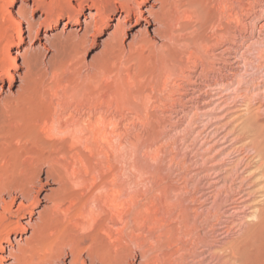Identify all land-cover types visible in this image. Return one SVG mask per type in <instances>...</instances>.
<instances>
[{"label": "bare ground", "instance_id": "6f19581e", "mask_svg": "<svg viewBox=\"0 0 264 264\" xmlns=\"http://www.w3.org/2000/svg\"><path fill=\"white\" fill-rule=\"evenodd\" d=\"M150 1H152V3L149 6H147V7L145 6V8L140 7L141 3H146V2H150ZM77 3H78L77 9H80L84 4L90 3V5L94 7V12L88 11L85 14V18L83 19V21L81 23L82 26L75 28L74 31H64L63 30L58 36H55L51 39L45 38L46 41L48 42L50 48H56V49L59 48L62 55L64 56V58H66V59H64L62 65H60L59 67L54 69L55 72H59L60 69L64 70L69 65L78 66L80 63H82L81 60L87 51V47H88L87 45L91 43L90 38L93 37L96 32H98V31L100 32L105 28V26L107 25L108 18L110 17V12H112L114 10L115 11L119 10L120 14L116 18L115 24H113V29L108 33L107 37L105 38V40L102 43V46H103L102 52L105 54L106 59L102 64H100V66L99 65L94 66L96 69L98 68L100 70L101 66H103L104 64H107V63L110 64V61L112 62L111 64L113 65V63L116 60H118L119 58H122L124 56L125 57L126 56H132L133 54H142V53H144L145 50H147V52L149 51L151 53L152 52L154 53V57L157 60V61L156 60L155 61L158 63V68L161 71L160 74L162 73V75H163V78H162L161 77L162 75L158 76L159 72H157L158 74H157L156 78L158 77L157 81L159 80V77L162 78L163 81L162 82L160 81V83H162V85H161L162 89H165V88L168 89L167 94L164 93L167 95V97H165V98H169L170 100L172 99V101H174V103L176 105V107L174 108L175 110H173L172 114H171V117L174 118L176 123H181V121L184 120L183 118H185V116L188 117V114L191 111H195V113L199 112V113L205 115L207 118L209 117V119L211 118V116H213L212 117L213 119L214 118L216 119L218 117L220 118V115L217 112H215L216 109H219V110L220 109H226V110H228V113H231V114L232 113L237 114L236 111L245 110L246 118L242 121L243 125L240 128L241 129L240 132L241 131H243V132L247 131V133L245 135L248 134V131L250 132V131L254 130V132H255L253 134L254 139L251 136H247V138L248 137L251 138L252 146H253V148H255L257 150V153L254 152L253 154H255V157H257V159H259L260 163L258 164L259 165L258 169H256L255 171L251 170L249 172H250V174H253V173L255 174V172H257V175H254V174L252 175L254 178L253 179L254 181L252 180L251 182L253 184V186H252L253 188L256 185H260V186H258L259 188H257L258 192L261 193L260 196L258 194V196L260 197L258 199H262V202L260 203L261 206H260L259 202L255 201V202H253L254 204L253 203L251 204L249 202V199H247L246 195L249 194V192L251 193L253 191L249 187L250 186L249 185V186H246L248 188L242 190L243 193L241 192L240 196L238 195L239 196L238 201L235 202L234 204H232L231 207H229L228 212L230 214H233V215H234V213H241L242 214L241 218H240V223L241 222L243 223V219L246 220L247 218H251V217L255 218L256 221L251 226V228H248L247 224H246V227L248 228V229H246L247 230V239L244 241L241 248L236 249V250L231 249L230 256L227 255L228 257L227 258L225 257L226 260H225V258H223L225 260V262L224 261L223 262L229 263V264H264V153L262 152L263 150H260L258 152L257 146L259 145L260 139H258L259 142L256 141V138L258 136L257 134L260 135V133L262 132V130L264 128V125L258 124V122L255 120V118L252 117L253 116L252 111L250 110L251 106H252L250 104L251 98L252 97L255 98L254 96L259 97L260 94H264V81H262L261 83H256V84L252 83L249 86L247 85V82L243 83L244 77L246 75H248L247 70L249 68L247 69L246 66L249 63L255 64V66L258 65L259 64L258 62H257L258 64L251 63L253 61L252 58L255 56L257 57V55L260 54V51H262V54H263V51H264V0H77ZM13 5H14V0H0V76L3 73H6L9 75L10 78H12V74L9 71V65H10L9 60L11 59V61L14 63L15 58L14 57L11 58V56L9 54V44L14 41L15 37H17V39H18L16 43H19V41L22 39V33H21V29H20L21 20L25 21L26 29H27V37L29 38V40H31L30 42H32L33 38L36 36L35 34L34 35L31 34V24L32 23H31L30 19L28 18V13L32 12L33 9L31 8L29 10V12H27L22 5V1L20 0V5L15 9V12H14L15 16H14L13 12L11 10H9V8H8L9 6H13ZM31 5L39 6L40 8L44 9V11H45V13H47V15L48 14L54 15L57 19L62 14H66V16L69 18L70 13L75 11V8H73L72 4L70 3V0H33ZM122 12H123V15L121 14ZM150 25H153L151 30H149ZM135 27H136V30H134ZM127 30L131 31V35H130V40L128 42H125L124 39H125V35H126ZM14 32L16 33V36L14 35ZM34 32L37 33V29ZM32 43H31V45H32ZM40 44L41 43L39 42L38 45H40ZM31 48H32V46H30L28 49H31ZM254 51H256V52L259 51V52L258 53L255 52L256 53V55H255ZM28 56H29L28 50H25L24 55H23V60H24L23 63L26 66L30 60ZM259 57L262 58L260 55H259ZM126 58H128V57H126ZM120 63H123V61ZM115 64H117V63H114V65ZM122 65H121L122 68L123 67L126 68L125 69L126 70L125 75H127V77H130L131 75H130V69H129V67H127L128 65L127 66H124V65L122 66ZM113 67L115 68V66H113ZM113 67L111 66L109 68L113 69ZM155 67L157 68L156 64H155ZM258 67H259L258 68L259 70L256 69V71L258 70V72H259L260 67H262V66H258ZM92 68H93V66H92ZM133 68L134 67L131 68L132 72H133ZM262 69L263 68H261V70ZM99 70H96V71L99 72ZM119 70L120 69H118L117 71H119ZM159 70L157 69V71H159ZM66 71H68V70H66ZM107 71H110V70L108 69ZM121 71L122 70H120V74H121ZM101 73H100V76H102V78H103V76L105 74L101 75ZM103 73H104V71H103ZM133 73L135 74V71ZM250 73H249V75H250ZM87 74H89V73H87ZM262 74H264L263 71H262ZM90 76L88 78H90ZM98 76H96V77H98ZM111 76H112V74H111ZM115 76H113V77H115ZM254 76H255V74H254ZM260 76H261V74H260ZM93 77H95V76H93ZM127 77H125V78L127 79ZM117 78H118V76H117ZM119 78H120V75H119ZM92 79H95V78H92ZM99 79H100V77H99ZM99 79H98V81H99ZM106 79H107V77H105V80ZM109 79L106 80V82H105V80H103L105 82V84L107 83V81H109ZM131 79H132V76H131ZM252 79H253V77L251 76L250 77L251 82H252ZM115 80H113V81H115ZM93 81H95V80H93ZM101 81H102V79H100L99 82H101ZM113 81H111V82H113ZM120 81H119V83H121ZM128 82L129 81H127V83ZM134 83H135V81H134ZM158 83L159 82H157V84ZM242 83H243V85H242ZM131 84H132V81H131ZM117 85H118V83H117ZM152 85H154V83ZM60 86H61L60 83L56 84L57 89L60 88ZM93 86H95V85H93ZM121 86H122V84H121ZM129 86H130V84H129ZM64 87H66V84L64 85ZM113 87H115V86H113ZM128 87H127V89H128ZM56 88H55V90H57ZM152 88L154 89V87H152ZM233 88H235L234 89L235 90L234 96L238 95L241 99L243 98V103L242 104L240 103L241 105L240 104L234 105L233 107L228 106V108H226L228 105L227 101L232 96V93L230 91ZM123 89H124V86H123ZM59 90H61V89H59ZM78 90H77V92H78ZM157 90L158 89H155L154 91L157 92ZM159 91H160V88H159ZM30 92H31V88H30V84H29V78L27 77L26 72L24 73L23 77L19 81V84L17 85V90L15 92V95H13V96H10V95L2 96L1 95L2 87H0V239L6 238V240H8V238H9L8 232H10L9 230H11V229L15 230V229H18L21 227L20 226L21 224L18 220L15 222H12L9 219L10 215L12 217V214H15V216H18V214L24 213V212H28L30 215L32 213H34L31 209V205L38 199V194H37L38 191H36L35 188H38L40 190L43 187L42 174H44L46 180H53L57 184V188H56V190H51V193L49 192L50 194L46 195V198L51 203V206L50 207L46 206V207H44V209L41 212L37 213L38 216H37L34 224H32V226H30L31 232H30L28 238H26L24 240V245L18 246L17 254L14 255V259L16 260L15 264H64L61 261L63 260V258L66 254H68L70 256L67 264H97V263L98 264H135V262L133 260L135 256H139L138 264H183L182 263L183 257L181 258L180 255L178 254V251H177L178 249L172 251L173 249L170 248L178 240H181V239H178V237H176V234L173 233V230H172L173 228L168 226L167 230L165 229L164 231L158 233V235L155 233V236L157 235V237L154 236L156 239L154 241H152L151 240L152 236H151V238H150L151 241L148 240L150 243L149 242L147 243V241L145 239H143L142 237L141 238L143 240L139 238L141 236L139 233H141V232L143 233V231L136 233L137 232V230H135L136 227L139 228L142 225L144 226L146 224L150 230L155 231L154 228L156 226L160 225L162 228V225H166L167 222L165 219H167V218L160 215V211H159L160 208L158 207L159 204L155 206L156 203L154 204V202H156V201L153 202V200H155V199H153L152 201H148L150 203L147 204V206H145V208L141 214L136 212V213L140 214L139 217L133 218L132 220L130 219L129 213L133 207L132 204L135 201L136 195H134L133 192L129 191L130 190L129 187H128L129 190L127 189V186L124 185L125 183H122V181L118 182L120 180L117 181V179L119 178V176L122 174L123 171L120 167L115 166V164H112V162L110 163L109 161H111V159L110 160L107 159L105 162L102 161L103 163L107 164L106 166H107V170H108V178H107L106 182L101 183V185L99 187L100 192L98 195L99 199L101 200L102 203L105 204L106 208H104V207H103L104 209L103 208L102 209L96 208V210H94V212L93 211L89 212L88 210L87 211L83 210L84 208L82 207V209H79V210L73 212L72 216L70 217V218H72V222L71 221L70 222L73 223V227H74L73 229L66 227V228L62 229L61 232H59V234L57 233V230H51V220L53 218L52 216H53L54 212L60 211L61 202L63 201L64 198H66V196H69L68 194L70 193L72 186H79V189H81L80 187L83 186L82 185L83 179H82L81 170H84L85 168H87V159L85 158L84 153H87V152L88 153H95V152L100 153V151H102L103 147H105L104 151H106V153H114V152L116 153V151L120 150L121 144H115V143L117 142L116 139L122 135L121 131H120V124L123 120L121 121V119L123 118V119L127 120L126 118H128V117L124 118L123 112H125V111H123V110L124 109L130 110V108L128 107L129 105H127V107L122 105V104L118 105L117 104L118 102L116 103V101H118L120 94H117L115 92H111V90H110L109 92L107 91V92L99 93V95H94L91 100L86 99L87 102H88V100L90 101V102H88L89 104L86 106V108L80 102L81 105L85 109L84 108L82 109L79 107L80 109H82V110H80L79 108L76 107L77 109L76 110L74 109L75 110L74 112H68V113L66 112L67 115L66 116L64 115V117L61 115L63 118H65V121L62 119V121H64L62 123V122H60L61 117H59L58 114L56 115L55 112H53L54 109L51 110L52 109L51 106L47 105L46 109H44L43 111H41L42 110L41 109L40 111L37 112V110L35 109V105L32 103V100H31L32 97H31ZM99 92H101V91H99ZM122 92H123V90H122ZM144 92H143L144 93L143 96L138 95V97L140 96V99L142 97V99L148 100V98L150 96H148L149 95L148 93H147L148 95H145L146 91H144ZM86 93H88V89H87ZM162 93H163V91H162ZM151 94L152 93H150V95ZM57 95H59V94H57ZM135 95L136 94H134V96ZM155 95H157V93H155ZM122 96L125 97V95H123V93H122ZM159 96H157V97H159ZM50 97H52V96H50ZM84 97H86V96H84ZM123 97L121 98V96H120L121 99H123ZM260 97H261V95H260ZM121 99H120V101H121ZM124 100L127 101L128 99L125 98V99H123V101ZM163 100H164V98H163ZM163 100H161V101H163ZM170 100H168V102ZM236 100H237V97H236ZM261 100H263V99H261ZM140 102H141V100H140ZM148 102L150 104L149 100H148ZM77 103H78V101H77ZM80 103H78V104H80ZM127 103H129V102H127ZM75 104H76V102H75ZM170 104H171V102H170ZM69 105H70V103H69ZM84 105H85V103H84ZM260 105L258 106L259 108H260ZM134 110L136 111V109H134ZM261 110H262V108H261ZM143 111H141V113ZM145 111H146V109H145ZM139 112H140V110H139ZM119 113H123V115H121L122 118L118 117V116H120ZM168 114H170V112ZM129 115H131V114L129 113ZM135 115L136 114H134V116ZM160 115H161V113H160ZM161 116H163V115H161ZM235 116H234V118H235ZM131 117H132V115H131ZM189 119L190 118H188V120ZM239 119H241V118H238V120ZM129 120H130V118H129ZM140 120H142V119H139V121ZM167 120H169V119H167ZM143 121H145V120H143ZM148 122H150V121H148ZM240 122H241V120H240ZM171 123H173V122L171 121ZM238 123H239V121H238ZM122 124H123V122H122ZM122 124H121V126H122ZM204 124H206V123H204ZM261 124H262V122H261ZM218 125L215 124V127ZM240 126H241V124H240ZM240 126H238V127H240ZM221 127H223V126H221ZM229 128H230V126H229ZM145 130H147V129H145ZM233 130H235V129H233ZM237 130H239V128ZM230 132H232V131H230ZM227 134H228V132H227ZM206 135H207V133H206ZM235 135H237V134H235ZM122 136H124V135H122ZM223 136H225V135H223ZM244 137H243V139H244ZM211 138H209V139H211ZM243 139H242V141H243ZM220 140H221V138H220ZM190 144H191V142H190ZM253 148H252V150H253ZM230 150H232V149H230ZM217 152H218V150H217ZM115 153H114V155H115ZM107 157H109V156H107ZM186 158H187V156H186ZM238 158H240V157H238ZM203 160H205V158ZM178 163H179V161H178ZM244 169H246V168H244ZM207 171H208V169H207ZM217 171H219V170H217ZM221 171L223 172L224 170H221ZM240 171H239V173H240ZM234 172H236V171H234ZM243 172H241V173H243ZM185 173H188V172H185ZM204 173H205L204 176L206 178H208V177L210 178V174L206 173V170ZM227 173H231V171L227 172ZM200 174H202V173H200ZM183 175L185 176V174H183ZM247 175H248V173H247ZM117 176H118V178H117ZM184 176H182V177L184 178ZM186 176H188V175H186ZM227 176H229V174ZM195 177H198V174ZM211 177H213V176H211ZM243 177L244 176H242V179H243ZM217 179H218V177L211 178V179L206 180V181H208L209 186H215L221 180V179H218V180ZM225 180L230 181L233 179L228 178ZM186 181H183V182H186ZM216 181H218V182H216ZM255 182L257 184H254ZM127 183H129V182H127ZM222 183H224V182H222ZM242 183H243V181H242ZM130 184H131V182H130ZM165 184H168V183H165ZM189 184H190V182H189ZM170 185H172V184H170ZM197 185H194V186H197ZM206 185L207 184H205V187H207ZM246 185H248V184H246ZM165 186H164L165 189H164V187H163V189L166 191L167 185H165ZM172 186H175V185L173 184ZM180 186H182V185H180ZM184 186H186V185H184ZM201 187H202V185H201ZM256 187L254 189L257 192ZM175 188H177V187H175ZM213 188L214 187H212V190H215ZM235 188H237V187H235ZM164 190L162 192H164L165 196H162L159 194L158 195L159 197H161V196H162V198L166 197V192L168 195V191L165 192ZM177 190L178 189H175V191H177ZM204 190H206V189H204ZM219 190H220V187H219ZM226 190H225V192H226ZM179 191H181V190H179ZM160 192H161V190H160ZM162 192H161V194H162ZM221 192H222V190H221ZM169 193H170V191H169ZM182 193H183V191H182ZM189 193H190V191H189ZM218 193H219V191H218ZM257 193L254 192L253 194H257ZM170 195H171V193H170ZM173 195H175V194H173ZM173 195H171V197ZM183 195H184V193H183ZM211 195H212L211 190L210 191L208 190L207 192L206 191L203 192L200 190L198 199H196L195 197L193 199V204L194 203L196 204L193 206L194 210L195 209L197 210V208H199V207H201V208L207 207L205 204H203L200 201V199L207 200V198L211 197ZM232 195H235V194H232ZM175 196H178V195H175ZM180 196H182V195L180 194ZM220 196L222 198V195H220ZM16 197L19 198V201L16 204V208L13 210L12 205L14 204V200ZM218 197H219V195H218ZM227 197H229V196L227 195ZM252 197H250V198H252ZM176 198H178V197H175V199ZM179 198H181V197H179ZM214 198H217V197L214 196ZM230 198H232V197H230ZM233 199H234V197H233ZM100 200H98V202H100ZM169 200L171 201L172 199H169ZM183 200L184 199H182V201ZM185 200L188 201L187 198ZM210 201H211V199H210ZM231 201H233V200L231 199ZM251 201H252V199H251ZM69 203H70V201H69ZM93 203H95V202H93ZM167 203H168V200H167ZM188 203L190 204L189 201H188ZM188 203H187V205H188ZM168 204H166V205H168ZM87 205H88V203H87ZM211 205H213V204L211 203ZM228 206H230V205H228ZM247 207H249L251 209V211L249 210L250 213L244 212V209H246ZM181 208L179 205V210ZM190 208L191 207H186V206L184 208V206H183L182 209L187 214V211L188 212L192 211V209H191V211H189ZM134 210L139 211V209H134ZM207 210L208 209L206 208V211ZM223 211L224 210H222L221 212H223ZM132 212L133 211H131V213ZM173 212L171 211V213H173ZM176 212H178V211H176ZM209 212H210V210H209ZM202 213H203V211H202ZM138 214H136V215H138ZM163 214H165V213H163ZM186 214H185V216L183 214L184 218L185 219L190 218L189 217L190 215H186ZM191 214L194 215V213H191ZM198 215H197V217H198ZM61 216H62V214H61ZM202 216H204V215H202ZM175 218H176V216H175ZM177 218L180 221L181 217H177ZM204 218H206V217L204 216ZM216 218H218V217H216ZM173 219L174 218H172V220ZM207 219L210 220V218H207ZM225 219H222V220H225ZM177 220H175V221H177ZM198 220H197V222H198ZM212 220H213V218H212ZM203 221L204 220L202 219L201 225H202ZM216 221H217V219H216ZM132 222L137 223V224H135L136 227H135L134 223H132ZM189 222H190V219H189ZM208 222H211V221H208ZM182 223L186 224V222H184V221ZM233 223H235V222H233ZM236 223H238V222H236ZM85 224H88V225L90 224L91 228L89 230H88V228L84 229ZM138 224L141 226H138ZM176 224H177V222H176ZM176 224H175V226H176ZM180 224H181V221H180ZM229 224H230V222H229ZM177 225H179V223ZM189 225H187V226H189ZM195 225H193V227ZM211 225H213V224H211ZM218 225H217V227H218ZM240 225L242 226V224H240ZM187 226H185V227H187ZM208 226H205V227H208ZM221 226L223 227V225H221ZM225 226H227V225H225ZM231 227L233 228L234 226L232 225ZM235 227H238V225ZM144 228H145V226H144ZM164 228H162V229H164ZM175 228L177 229V226ZM197 228H198V226H197ZM197 228H196V230H197ZM203 228H204V226H203ZM213 228L215 229V226ZM223 228H225V227H223ZM226 228H228V227H226ZM140 229H142V228H140ZM140 229L138 231H140ZM180 229H182V228H180ZM180 229L178 228L177 230L179 231ZM204 229L207 230V228H204ZM214 229H212V230H214ZM150 230H149V232H150ZM156 231H157V229H156ZM188 231H190V230H188ZM228 231H226V233ZM230 231H229V233H230ZM152 232H150V233H152ZM175 232H177V231H175ZM181 232L182 231H180V233ZM198 232H201V231H198ZM209 232H206V233H209ZM239 232H238V234H239ZM146 233H148V232L146 231ZM202 233H204V231H202ZM206 233L203 236H205ZM215 233H216V231H215ZM218 234H219V232H218ZM148 235H149V233H148ZM199 235H200V233H199ZM184 236L187 237L186 235H184ZM104 237L108 239L109 243L104 242L106 240V239H104ZM149 237L150 236H148V238ZM209 237H207L206 239H208ZM191 240H190V242H191ZM209 240H211V239H209ZM188 242H185V243L189 244ZM196 242L198 243L197 240H196ZM196 242H193V243H196ZM221 242L223 243V241H221ZM178 243H177L176 247L179 245ZM181 243H182V241H181ZM200 244H202V243L199 242V244L195 245V246H199ZM213 245H215V243ZM206 246L209 249V250L206 249V251L209 252L211 250L210 248L212 245L210 246L207 243ZM221 246H223V244ZM187 247H191V245L187 246ZM168 248H170L171 251L168 250ZM195 248L198 249V247H195ZM181 250H184V248ZM184 251H187V249ZM26 252L28 253V255H26ZM215 252L218 253L217 251H215ZM219 252H222V251L219 250ZM192 253H194L193 256H195V252L193 251ZM192 253L190 252V254H192ZM196 255H198V254H196ZM200 255H202V254H200ZM188 256L189 255H187V257ZM204 256H207V255L204 254ZM195 257H199V256H195ZM210 257L211 256H209V254H208L207 259L205 257L198 258L200 260L197 261V264H202L203 262L206 263V260H207L206 264H208V261L210 262ZM222 257H223V255H222ZM213 258H215V257H213ZM223 259H220V260H223ZM217 261H218V259H217ZM184 263H187V262L185 261ZM217 263H219V262H217Z\"/></svg>", "mask_w": 264, "mask_h": 264}, {"label": "rangeland", "instance_id": "374dc122", "mask_svg": "<svg viewBox=\"0 0 264 264\" xmlns=\"http://www.w3.org/2000/svg\"><path fill=\"white\" fill-rule=\"evenodd\" d=\"M21 1H22L23 7L25 8V10L27 12H29V10L31 8L33 9L32 12L28 13V18L30 19V21L32 23L31 24V34L32 35L35 34L36 36L32 40L33 43L30 42L31 40H29V38L27 37V29H26L25 21L21 20L20 29H21V33H22V39L19 41V43H16L18 39H17V37H15L14 41L9 44V54H10L11 58L12 57L15 58L14 63L11 61V59L9 60L10 61L9 71L12 74V78H10L9 75L6 73H3L0 76V78H1L0 79V87H2V93H1L2 96H5V95L6 96H8V95L13 96V95H15V92L17 90V85L19 84V81L21 80L24 73L26 72V75L29 78V84H30V88H31V92H30L31 97H32L31 100H32V103L35 105V109L37 110V112L40 111L41 109H42L41 111L46 109L47 105L51 106L52 107L51 110L54 109L53 112H55L56 115L58 114V116L61 117L60 122H62V123L65 121V118H63L64 115L66 116L68 112H74L79 107L82 109L84 107L86 108V106L89 104L88 102H90L89 100L87 102L86 99L91 100L94 95H99V93H102V92H107V91L109 92L110 90H111V92H115L117 94H120L121 98L123 97L122 96V93H123V95H125V97H123V99L126 98L128 100L127 101L124 100L125 101L124 102L123 99H121L119 96V99H118V101H116V103L118 102L117 103L118 105L122 104L126 107H127V105H129L128 107L130 108V110L129 109L123 110V111H125V112H123L124 118L128 117V118H126L127 120L122 118L121 115H123V113H119L120 116H118V117L122 118L121 121L123 120L122 121L123 124L121 122L122 126L120 124V131H121V134L124 135V136L121 135L119 138H117L116 139L117 142L115 141L116 142L115 144H121L120 150L116 151V153L114 152L115 155H114V153H106V151H104L105 147L102 148V151H100V153L99 152L84 153L85 158L87 159V168H85V169L83 168L84 170H81L82 179H83L82 185L84 187L81 186L80 187L81 189H79V186H72L71 191L68 194L69 196H66V198H64L63 201L61 202L60 211L54 212V214L52 216L53 218L51 220V230H57V233L59 234V232H61V230L66 228V227L73 229L74 228L73 223H71L72 218H70V217L72 216L73 212H75L79 209H82V207L84 208L83 210H86V211L88 210L89 212H91V211L94 212V210H96V208L97 209L98 208L102 209L103 207L106 208L105 204L101 202L98 195L100 192L99 187H100L101 183L106 182L107 178H108V170H107V166H106L107 164L103 163V162H105L107 159L108 160L111 159V161H109V162L110 163L112 162V164H115V166L120 167L123 171L122 172L123 175L122 174L120 176L118 175L120 179L117 176V178H118L117 181L120 180L118 182L122 181V183H125L124 185L127 186V189L129 187L130 190L129 189L128 190L130 192H133L134 195H136L135 201L132 204L133 207L131 209V211H133V212L131 213V211H130V213H129L130 219L132 220L133 218L139 217V215L143 212L145 206H147V204L150 203L148 201H152L153 199H155V200H153V202L156 201V202H154V204L156 203L155 206L159 204L158 207L160 208L159 209L160 215L167 218V219H165L167 222L166 225H162V228H164L165 226L166 227L164 229H162L161 226L158 225L154 228L155 231L150 230L146 224L144 225L145 228L143 225L141 226L138 224V226H141L138 228L135 225L137 223L132 222V223H134V225L136 227V229H135V230H137L136 233L143 231V233L141 232L142 234L139 233L141 235L139 237L140 239H142V238L145 239L147 241V243L151 240L154 241L156 239L155 237H157L158 233L164 231L165 229L167 230V228L169 226V227L173 228L172 230H173V233L176 234V237H178V239H181V240H178L175 244H173V246L170 248L173 249L172 251L178 249L177 250L178 254L180 255L181 258L183 257L182 258L183 264H187V263L188 264H192V263L197 264V261L200 260L198 258L205 257L207 259L208 254H209V256L212 257V258L210 257V262L208 261V264L209 263L210 264H216L217 262H219L220 264H229V263H224V262H225L226 258L228 256H230L231 249L236 250V249L241 248L242 244L247 239V230L246 229L251 228V226L256 221L255 218L251 217V218H247L246 219L247 221L245 219H243L244 224L242 222L240 223V218H241L242 214L241 213H234V215L230 214L228 212L229 207H231L232 204H234L235 202L238 201L242 190L248 188L246 186H249V185H250L249 187L253 190L251 192L252 194L249 192V194L246 195L247 199H249V202L251 204L255 201L259 202V204L262 202V199H258V198H260L259 196L261 193L258 192L257 188H259L258 186H260V185H256L257 187L254 186V188L256 187V189H257V192H258L257 193L256 190L252 187L253 184L251 182L254 179L252 176L254 173L250 174V172H249L251 170L255 171L256 169H258L259 168L258 164L260 163L259 159H257V157H255V154H253L254 152L257 153V150L255 148H253L251 138L250 137L247 138V136H251L253 138V134L255 132H254V130H252L250 132L248 131V134L250 133L249 135L248 134L245 135L247 133V131L246 132L245 131L240 132V130H241L240 128L243 125L242 121L246 118L245 110L236 111L237 114L236 113L231 114V113H228V110H226V109H220V110L216 109L215 112H217L220 115V118L218 117L216 119L215 118L213 119L212 118L213 116H211V118L209 119V117L207 118L205 115H203L199 112L195 113V111H191V112H189L188 117L185 116V118H183L184 120L182 119L183 121H181V123H176L174 118L171 117L172 111L175 110L174 108L176 107V105H175L174 101H172V99L170 100L169 98H165V97H167L166 94L168 92V89L167 88L162 89V86H161L162 83H160V81L161 82L163 81V79H162L163 75H162V73L160 74L161 71L158 68V63L156 62L157 60L154 57V53L153 52L151 53L149 51L147 52V50H145L144 53H142V54H133L132 56H126L128 58H126L125 56L122 58H119L115 62L113 61L114 63H117L115 65H114V63L112 65L111 64L112 62L110 61V64L107 63V64H104L103 66H101L100 70L98 68L96 69L94 66H97V65L100 66V64H102L106 59L105 54L102 52V47H103L102 43L105 40V38L107 37L108 33L113 29V24H115L116 18L120 14L119 10H116V11L114 10V11L110 12V17L108 18L107 25L105 26V28L100 32L99 31L96 32L95 35L93 36L94 38L93 37L90 38L91 43L87 45L88 46L87 51L81 60L82 63L84 62L83 64L80 63L78 66L69 65L68 67H66V69H64L65 71L63 69H60L59 72H55L54 69L59 67L60 65H62L64 59H66V58H64V56L62 55L59 48H57V49L56 48H50L46 39H51L55 36H58L63 30L64 31H74L75 28L82 26L81 23H82L83 19L85 18V14L88 11L94 12V7L91 6L90 3H88V4H84L80 9H77V4H78L77 0H70V3L72 4L73 8H75V11L70 13L69 18L66 16V14H62L57 19L54 15H51V14L47 15V13H45L44 9L40 8L39 6L31 5L33 0H21ZM151 3H152V1L146 2V3H141L140 7L145 8V6L147 7ZM19 5H20V0H14V5L8 7L9 10H11L13 12L14 16H15V13H14L15 9ZM121 14L123 15V12ZM152 27H153V25H150L149 30H151ZM36 29H37V33L34 32V31H36ZM134 30H136V27L134 28ZM14 35L16 36L15 32H14ZM130 35H131V31L127 30L126 35H125V39H124L125 42H128L130 40ZM39 42L41 43L40 45H38ZM31 43H32V45H31ZM30 46H32V48L28 49ZM25 50H28V55H29L28 57L30 59L27 66L24 65V63H23L24 62L23 55H24ZM255 52L256 51H254V53ZM258 52L259 51H257L256 53H258ZM256 53H255V55H256ZM259 55L262 58H260ZM259 55H257V57L256 56L253 57L252 58L253 61L251 62V63H256V64L259 63L258 65L255 66V64L249 63L246 66L247 69L249 68L247 70L248 75H246V76L247 77L249 76V77L247 78L245 76L246 78L244 77L243 83L247 82L248 86L251 85L252 83L256 84V83H261L262 81H264L263 80L264 74H262V71L264 73V66H263L264 65V57H263L264 51H263V54H262V51H260ZM122 61L124 64L120 63ZM122 64L124 66L128 65L127 67H129V69H130V75L132 76V79H131V76L127 77V75H125V72H126L125 69L126 68L125 67L122 68L121 67ZM155 64H156L157 68L155 67ZM92 66L94 69L92 68ZM108 66L109 67L115 66V68L113 67V69H111ZM258 66H262V67H260L259 72H258V70H259ZM132 67H134L133 72L135 71V74L132 72V69H131ZM107 68L110 71H107L108 70ZM261 68H263V69L261 70ZM95 69L99 70V72H97ZM118 69L122 70L121 74H120V70L117 71ZM157 69L159 71H157ZM256 69H258V70L256 71ZM66 70H68V71H66ZM103 71H104V73H103ZM157 72H159L158 76L162 75L161 76L162 78L159 77L158 81H157L158 77L156 78V76L158 74ZM87 73H89L91 76ZM100 73H101V75L105 74L104 76L107 77L106 80H108L111 77L109 79V81H107L106 84H105V82H106L105 77L103 76V78H102V76H100ZM249 73H250V75L252 74L251 75L253 77L252 82L250 80L251 76L249 75ZM111 74H112V76H111ZM254 74H255V76H254ZM260 74H261V76H260ZM119 75H120V78H119ZM89 76H90V78H88ZM93 76H95V77H93ZM96 76H98V77H96ZM113 76H115L116 78ZM117 76H118V78H117ZM99 77H100V79H102L101 82H99L100 81ZM125 77H127V79ZM92 78H95V79H92ZM98 79H99V81H98ZM93 80H95V81L97 80V81L95 82ZM103 80H105V82ZM113 80H115V81H113ZM111 81H113V82H111ZM119 81L121 83H119ZM127 81H129V82L127 83ZM131 81H132V84H131ZM134 81H135V83H134ZM56 82L60 83V85H61L60 88H58V89L56 88V84H57ZM152 82L154 83V85H152L153 84ZM157 82H159V83L157 84ZM117 83H118V85H117ZM243 83H242V85H243ZM65 84H66V87H64ZM121 84H122V86H121ZM129 84H130V86H129ZM93 85H95V86H93ZM113 86H115V87H113ZM123 86H124V89H123ZM127 87H128V89H127ZM152 87H154V89ZM55 88L57 90H55ZM159 88H160V91H159ZM59 89H61V90H59ZM87 89H88V93H86ZM155 89H158L157 92L154 91ZM234 89L235 88L231 89V91H230L232 93L233 97L231 96V98H230L231 100L228 99V101H227L228 105L226 108H228V106L233 107L234 105H239L240 103L241 104L243 103V98L241 99L238 95L234 96V94H235ZM77 90H78V92H77ZM122 90H123V92H122ZM99 91H101V92H99ZM144 91H146L145 95L149 94L148 96H150L148 98V100L150 101V104H149L148 100L142 99V97L140 99V96L144 95V93H145ZM162 91H163V93H162ZM154 92L157 93V95H155ZM150 93H152L153 95L152 94L150 95ZM164 93H166V94H164ZM57 94H59V95H57ZM134 94H136V95L134 96ZM138 95H140V96L138 97ZM260 95L262 98L260 97ZM260 95H259V97L254 96L255 98H253V97L251 98L250 104L252 106H251L250 110L252 111V115H253L252 117L255 118V120L258 122V124L264 125L263 124L264 123V115H263L264 114V97H263L264 94H260ZM50 96H52V97H50ZM84 96H86V97H84ZM157 96H159V97H157ZM236 97H237L238 101L236 100ZM159 98L161 100H163V98H164V100L166 102L164 100L161 101ZM120 99L122 102L120 101ZM261 99H263V100H261ZM140 100H141V102H140ZM168 100H170V101L168 102ZM77 101H78V103L81 102L84 107L81 105V103L78 104ZM75 102H76V104H75ZM127 102H129V103H127ZM170 102L172 105L170 104ZM69 103H70V105H69ZM84 103H85V105H84ZM259 103L260 104L262 103V104L260 105ZM259 105H260V108L258 107ZM261 108H262V110H261ZM82 109H80V110H82ZM134 109H136V111ZM145 109H146V111H145ZM139 110H140V112H139ZM141 111H143L145 114L143 112H142L143 113L142 114ZM169 112H170V114H168ZM129 113L132 115V117H131V115H129ZM160 113L163 116H161ZM134 114H136V115L134 116ZM234 116H235V118H234ZM129 118H130V120H129ZM188 118H190V119L188 120ZM238 118H241V119L238 120ZM62 119L64 121H62ZM139 119H142V120L139 121ZM167 119H169V120H167ZM143 120H145V121H143ZM240 120H241V122H240ZM148 121H150V122H148ZM171 121L173 123H171ZM238 121H239V123H238ZM261 122H262V124H261ZM204 123H206L207 125ZM215 124H217V125L219 124V125L215 127ZM240 124H241V126H240ZM221 126H223V127H221ZM229 126H230V128H229ZM238 126H240V127H238ZM238 128H239V130H237ZM145 129H147V130H145ZM233 129H235L236 131ZM230 131H232V132H230ZM227 132H228V134H227ZM206 133H207V135H206ZM235 134H237L238 136ZM223 135H225V136H223ZM257 135L258 136L256 138V141H258V139H260V142L258 141L259 145L257 146L258 152L260 150H263L262 152L264 153V128H263L262 132L260 133V135L259 134H257ZM243 137H244V139H243ZM209 138H211V139H209ZM220 138H221V140H220ZM242 139H243V141H242ZM190 142H191V144H190ZM252 148H253V150H252ZM230 149H232V150H230ZM217 150H218V152H217ZM107 156H109V157H107ZM186 156H187V158H186ZM238 157H240V158H238ZM204 158L206 161L203 160ZM178 161H179V163H178ZM244 168H246V169H244ZM207 169H208V171H207ZM197 170L198 171L200 170V171L198 172ZM205 170H206V173L210 174V178L209 177L206 178L204 176ZM217 170H219V171H217ZM221 170H224V171L222 172ZM230 171H231V173H227ZM234 171H236V172H234ZM239 171H240V173H239ZM185 172H188V173H185ZM241 172H243V173H241ZM200 173H202V174H200ZM247 173H248V175H247ZM183 174H185V176ZM197 174H198V177H195V176H197ZM228 174H229V176H227ZM186 175H188V176H186ZM254 175H257V172H255ZM182 176H184L185 179ZM211 176H213V177H211ZM242 176H244L245 178L243 177V179H242ZM216 177H218V179H221V180L219 182L216 181V182H218L217 185L209 186L208 181H206V180H209L211 178H216ZM228 178L229 179L231 178L233 180H230V181L225 180ZM183 181H186V182H183ZM242 181H243V183H242ZM127 182H129V183H127ZM130 182H131V184H130ZM189 182H190V184H189ZM222 182H224V183H222ZM42 183H43L42 189L39 190L38 188H35L36 191H38V193H37L38 199L31 205V209L34 213H32L30 215L28 212H24V213L18 214V216H15V214H12V217H11V215L9 216L10 217L9 219L12 222H15L18 220L21 224L20 225L21 227L18 229H15V230L14 229L9 230L10 232H8V237H9L8 240H6V238L0 239V264H15L16 263V260L14 259V255L17 254L18 246L24 245V240L26 238H28V236L31 232L30 226H32V224H34V222L38 216L37 213L41 212L44 209V207H46V206L50 207L51 206V203L49 202V200H47L46 195L50 194L51 190H56L57 184L53 180H46L44 174H42ZM165 183H168V184H165ZM170 184H172V185L174 184L175 186H172ZM205 184H207L206 185L207 187H205ZM246 184H248V185H246ZM254 184H257V183L255 182ZM165 185H167L166 191H168V195H167V192L164 190L166 187ZM180 185H182V186H180ZM184 185H186V186H184ZM194 185H197V186H194ZM201 185H202V187H201ZM242 186L243 187L245 186V187L243 188ZM163 187H164V189H163ZM175 187H177V188H175ZM212 187H214L213 189H215V190H212ZM219 187H220V190H219ZM235 187H237V188L239 187V188L237 189ZM174 188L178 189V190L175 191ZM159 189L161 190V192L163 190L166 192V197H163L164 199L162 198V196H165L164 192H162V194H161ZM204 189H206V190H204ZM179 190H181V191H179ZM200 190L203 192H205V191L207 192L208 190L209 191L211 190V194H212L211 197L212 198L209 197V198H207V200L200 199V201L203 204H205L207 207H202V208L199 207V208H197V210L195 209L196 210L195 211L193 206L196 204L195 203L193 204V199H194V197L196 199H198ZM221 190H222V192H221ZM225 190H226V192H225ZM169 191H170L171 195L175 194L178 196L173 195L172 196L173 198H172ZM182 191H183L184 195H183ZM189 191H190V193H189ZM218 191H219V193H218ZM178 192L182 196H180V194ZM254 192L257 194H253ZM159 194L162 196L159 197L158 196ZM217 194L219 195V197ZM232 194H235V195H232ZM258 194H259V196H258ZM220 195H222V198ZM227 195L229 197H227ZM251 195L252 196L254 195V196L252 197ZM174 196L178 197V198L175 199ZM214 196H216L217 198H214ZM179 197H181V198H179ZM230 197H232V198H230ZM233 197H234V199H233ZM250 197H252V198H250ZM186 198L190 202V204L188 203V201L185 200ZM169 199H172V200L170 201ZM182 199H184L185 201L184 200L182 201ZM210 199H211V201H210ZM231 199L233 201H231ZM251 199H252V201H251ZM98 200H100V202H98ZM167 200H168L169 204L167 203ZM18 201H19V198L16 197L14 200V204L12 205L13 210L16 208V204ZM69 201H70V203H69ZM93 202H95V203H93ZM186 202L188 203V205ZM87 203H88V205H87ZM211 203L213 205H211ZM166 204H168V205H166ZM178 204L180 205V208L181 207L183 208V206H184V208H185V206L191 207L189 209V211H191V209H192V211L191 212L187 211V214H186L182 208L179 210ZM221 205L222 206L224 205V206L222 207ZM228 205H230V206H228ZM260 206H261V204H260ZM206 208L208 209L207 211H206ZM134 209H139V211L134 210ZM209 210H210V212H209ZM222 210H224V211L221 212ZM249 210L251 211V209L249 207H247L246 209H244V212L250 213ZM171 211L172 212L174 211V212L171 213ZM176 211H178V212H176ZM202 211H203V213H202ZM136 212H138L140 214H138ZM162 212L165 214H163ZM135 213L138 215H136ZM191 213H194V215ZM61 214H62V216H61ZM183 214H184V216H185V214L190 215L189 216L190 218L185 219ZM197 215H198V217H197ZM202 215H204L206 218H204V216H202ZM175 216H176V218H175ZM171 217L174 219L172 220ZM177 217H181V219H180L181 224H180V221ZM216 217H218V218H216ZM207 218H210V220ZM212 218H213V220H212ZM189 219H190V222H189ZM202 219L204 220L202 222V225L204 226V228H207V230L204 229L203 226L201 225ZM216 219H217V221H216ZM222 219H225V220H222ZM175 220H177V221H175ZM182 220L184 222H186V224L182 223L183 222ZM197 220H198V222H197ZM208 221H211V222H208ZM176 222H177V224L179 223V225H177ZM229 222L231 225L229 224ZM233 222H235V223H233ZM236 222H238V223H236ZM188 223L189 224L191 223L192 225L191 224L189 225ZM210 223L213 225H211ZM239 223L242 224V226ZM175 224L177 226V229L178 228L179 229L182 228V229H180L178 231L175 228L176 227ZM246 224H247L248 228L246 227ZM187 225H189V226H187ZM193 225H195V226L193 227ZM217 225H218V227H217ZM221 225H223V227H225V228H223ZM225 225H227V226H225ZM232 225L234 226L233 228L231 227ZM237 225H238V227H235ZM185 226H187V227H185ZM197 226H198V228H197ZM205 226H208V227H205ZM212 226L213 227L215 226V229ZM84 227H85L84 229L88 228V230H89L91 228V225L85 224ZM226 227H228V228H226ZM243 227L244 228L246 227V228L244 229ZM140 228H142L143 230ZM196 228H197V230H196ZM139 229H140V231H138ZM156 229H157V231H156ZM212 229H214V230H212ZM149 230H150V232L153 231L154 233L153 232L150 233ZM188 230H190V231H188ZM228 230L229 231L231 230L232 232L230 231V233H229ZM146 231L149 233V235H148V233H146ZM175 231H177V232H175ZM180 231H182V232L180 233ZM198 231H201V232H198ZM202 231H204V233H202ZM205 231L206 232L210 231V232L206 233ZM215 231H216V233H215ZM226 231H228V232L226 233ZM218 232H219V234H218ZM238 232H239V234H238ZM155 233L157 234L156 236H155ZM199 233H200V235H199ZM205 233H206V235L203 236ZM184 235H186L187 237H185ZM148 236H150V237L148 238ZM151 236H152V238H151ZM207 237H209V238L206 239ZM150 238H151V240H150ZM104 239H106L104 241L105 243H109L107 238L104 237ZM209 239H211L212 241ZM190 240H191V242H190ZM196 240L198 241V243L196 242ZM181 241H182V243H181ZM221 241H223V243ZM185 242H188L189 244H186ZM193 242H196L197 244L193 243ZM199 242L202 244H200L199 246H195V245H198ZM177 243L179 245L180 244L181 245L180 246L178 245L176 247ZM207 243L210 246L212 245L210 248L211 250L209 252L206 251V249L209 250L208 247L206 246ZM214 243H215V245H213ZM222 244H223V246H221ZM190 245H191V247H187ZM182 247L184 248V250L187 249V251L181 250V249H183ZM195 247H198V249ZM170 248H168V250L171 251ZM192 250L195 252V256H199V257L193 256L194 253H192L193 252ZM219 250L222 252H219ZM215 251H217L218 253H216ZM190 252L192 254H190ZM196 254H198V255H196ZM200 254H202V255H200ZM204 254L207 256H204ZM26 255H28L27 252H26ZM187 255H189L190 257L189 256L187 257ZM222 255H223V257H222ZM213 257H215V258H213ZM69 258H70V256L68 254H66L61 262L64 264H67ZM219 258L220 259L225 258V260L224 259L220 260ZM217 259H218V261H217ZM133 260H134L135 264H138L139 256H135ZM185 261L187 263H184ZM204 263L205 262H203L202 264H204ZM206 263H207V260H206ZM219 263H217V264H219Z\"/></svg>", "mask_w": 264, "mask_h": 264}]
</instances>
